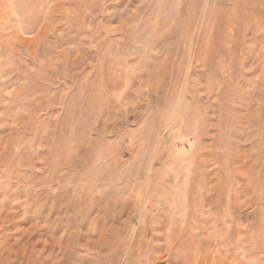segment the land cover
<instances>
[{"label": "rangeland", "instance_id": "374dc122", "mask_svg": "<svg viewBox=\"0 0 264 264\" xmlns=\"http://www.w3.org/2000/svg\"><path fill=\"white\" fill-rule=\"evenodd\" d=\"M66 2L0 29V264H264V0Z\"/></svg>", "mask_w": 264, "mask_h": 264}, {"label": "crops", "instance_id": "0c3cea01", "mask_svg": "<svg viewBox=\"0 0 264 264\" xmlns=\"http://www.w3.org/2000/svg\"><path fill=\"white\" fill-rule=\"evenodd\" d=\"M67 0H0V29H9L6 26L10 20L16 22L17 29L24 26L28 16L34 14L44 15L49 19L53 14H57L60 8L66 5ZM28 15V16H27ZM42 26H37L41 29Z\"/></svg>", "mask_w": 264, "mask_h": 264}]
</instances>
